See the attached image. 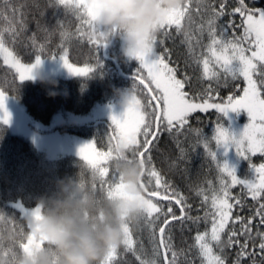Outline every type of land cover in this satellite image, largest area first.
Wrapping results in <instances>:
<instances>
[{
  "label": "trees",
  "instance_id": "1",
  "mask_svg": "<svg viewBox=\"0 0 264 264\" xmlns=\"http://www.w3.org/2000/svg\"><path fill=\"white\" fill-rule=\"evenodd\" d=\"M94 1L87 0L91 4ZM187 2L189 12L181 21L180 30L177 31L176 26L173 25L158 31L154 51L157 55L165 56L170 66L178 69L177 78L184 79L185 75L189 77L185 90L190 93H199L211 85L215 90L213 95L218 93L221 99L228 95L242 94L245 86L242 77L232 79L231 75L215 69L219 74L218 79L215 77L211 80L203 79V66L198 62V58L202 60L200 54L203 46L209 43L207 20L213 14V9L220 10L221 4L224 5L225 14L216 19L218 30L220 26H225L228 39L244 37L242 25L245 17L235 12V8L240 5V0H187ZM244 5L255 14L259 12L257 10H264V0H244ZM13 8L17 10L15 13L12 11ZM189 16H191L190 24ZM86 18V16L78 18L76 10L65 8L58 4L57 0H7V3L5 0H0V40L14 51V55L21 63H33L36 55H40L42 61H56L51 60L53 55L58 58L67 53L69 62L74 65L94 66V70L87 77L48 78L47 81L54 82L53 85V83L39 81L20 82L17 73L4 65L0 59V92H3L7 98L4 107L11 106L10 98H12L25 107L33 121L47 125L58 113L81 116L88 113L96 103L109 104L118 99L116 90L127 89L134 83L137 85V98L142 104H147L150 100L148 93L139 81L134 79L137 73L133 72V69L138 68L139 64L135 60H126L120 55L118 39H115L107 50V57L114 62L105 60L103 48L97 49L96 45L89 40L90 29L82 24V19ZM201 26L203 31H200ZM190 44L192 52L189 51ZM243 46L249 47L246 43ZM165 49L168 52H165ZM227 115L237 122L248 123L247 113L243 110L239 113L230 112ZM218 117L221 125L227 127L225 116H220L215 110H209L190 114L189 123L181 130L182 134L177 135L175 130L173 133L162 130L151 146V163H146V172L141 178L147 183L150 179L147 172L154 167L171 187L186 197L187 202L192 205L190 214L193 217L204 216L201 197L196 194L197 189L199 187L208 189L211 184L218 190L221 177L228 179L220 172L216 162L208 154V152L216 151L217 155V146L212 137ZM59 129L82 139L92 140L98 151L106 153L114 149L116 141L120 138L119 130L106 122L70 124ZM138 139L142 142L143 135H139ZM177 140L184 149L183 155L177 147ZM204 140L208 141V152L203 147ZM198 141L201 143L198 144ZM193 146H196L195 151ZM250 157L252 164L256 166L264 163V155L258 153ZM217 159L222 162L218 155ZM111 160L101 165V167L109 168L108 175L100 176L99 172H95L91 166L77 157L59 154L53 158H47L28 139L14 133L8 124H0V264H22L23 258L26 257L24 246L30 237V229L26 225L28 211L35 209L40 214V209L36 207L37 202L54 197L59 180L71 178L79 181V186L86 188L89 195L95 199L97 207L103 206L106 199L122 201L121 197L138 194L137 189L126 184L117 175L111 166ZM135 162L128 160L129 165ZM113 174L117 175V181L119 178L120 184L128 186L127 194L117 196L114 189H108L112 183ZM236 174L241 179L254 177L253 171L249 169L248 161L244 160H240ZM151 179L150 187L155 189V180ZM109 191H112V196H109ZM230 191L244 202L243 208L235 205L232 212L233 218L239 215L243 218V223L238 222L233 225L230 222L226 226L225 234H222L225 243L215 251L223 257L224 264H236L241 245L247 243L244 251L249 255L240 256V264H253V261L255 264H261L264 253H261L259 245L260 234L264 233V224L260 222L256 210L259 208V203H264V196L258 197V203L257 200L251 199L247 189L241 185L231 188ZM151 199L163 205L165 212L167 206L172 203L152 197ZM172 207L179 215V208L174 203ZM249 218L253 220L252 224L248 225L250 232L243 226L247 224ZM160 219L162 221L163 217L161 216ZM159 223L160 221L157 222ZM128 226L132 246L129 248L121 240L115 257L109 261V264H141L142 261L144 264H151L153 260L156 264H164L163 250H160L159 254L155 251V245L159 241L158 227L154 242L153 228L146 223L145 218H137L129 222ZM206 227L210 229V222L206 225L203 220L198 223L187 221L183 228L180 227L179 222H172L171 243L177 254L176 264H201L199 251L193 247L194 237L197 231L203 232ZM233 227L242 234L234 237L239 244L229 245L226 233ZM43 244L44 241L41 246ZM253 253H255L254 256ZM168 258L172 259L171 252L168 253Z\"/></svg>",
  "mask_w": 264,
  "mask_h": 264
},
{
  "label": "snow or ice",
  "instance_id": "2",
  "mask_svg": "<svg viewBox=\"0 0 264 264\" xmlns=\"http://www.w3.org/2000/svg\"><path fill=\"white\" fill-rule=\"evenodd\" d=\"M5 3H7V0H5ZM57 3L65 8L76 10L78 18L86 16V19H82V24L87 25L90 29V42L95 44L97 49L106 47L104 42L101 43L103 38L98 35L93 24L96 14L94 5L88 3L87 0H57ZM12 11L15 13L17 10L13 8ZM257 11H259L258 17L253 10H248L245 7L244 0H240V5L235 8V12L245 17L242 25L244 27V37L228 39L226 37L227 28L220 26L218 30L216 25V19L225 14L224 5L221 4L219 11L213 9V14L207 20L209 43L203 46V51L200 54L202 60L198 58V62L202 63L203 66V79L211 80L214 77L218 79L219 74L215 69H219L226 75H231L232 79L242 77L245 81L242 94L228 95L226 98L221 99L218 93L213 95L215 90L211 85L199 93H190L185 90L189 77L185 75L184 79L177 78L178 69L170 66L165 56L157 55L155 51L151 55L137 53L136 60L140 69L146 71L147 76L145 77L138 69L137 76L134 79H138L139 84L148 89L150 100L147 104H142L137 96H133L122 117H110L111 124L119 130L120 136L114 147L123 146L125 149H130L125 153V157L139 162L141 177H143L146 172V163H151V146L162 130L169 133H173V130H175L177 135L182 134L181 130L189 123L188 117L197 111L215 110L220 116L225 117L230 112L239 113L243 110L247 113L248 123L243 127L238 137L229 134L221 125L218 117L212 139L215 141L217 149H224V154L232 149L239 159L248 161L249 169L253 171L254 177L252 179L238 178L233 167H230L226 162L218 161L216 151L208 152V141H202L205 151L216 162L220 172L230 178L229 182L228 179H224L222 176L218 190L211 184H209L208 189L203 187L197 189L196 194L201 197V205L204 208L203 217H193L190 214L192 205L187 202L186 197L171 187L154 167L147 172L150 177L147 183L141 179L140 185L144 190V195L135 198V204L141 209L138 218H145L146 223L153 228L152 238L154 242L156 241V228L158 227L159 241L155 245V251L159 254V251L163 250L165 254L164 264H176L175 257L177 254L171 243L172 222H179L180 227L183 228L186 226L187 221L198 223L200 220H203L206 225L210 222V229L206 227L203 232L197 231L194 237L193 247L199 251L201 264H224L223 257L217 254L215 249L225 243L222 234H225L226 226L230 222L233 225L238 222L243 223V218L239 215L233 218L232 212L235 205L243 208L244 202L239 196H234L230 189L241 185L244 189H247L251 199L257 200L258 203V197L264 196V163H260L258 166L252 164L249 155L254 156L257 153L264 155V10ZM187 12H189V3L186 0L180 8L164 16L159 25V31L173 25L179 31L181 21L184 20ZM188 20L190 24L191 16L188 17ZM200 31H203V26H201ZM156 43L157 37L153 41L154 47ZM245 43L249 47H244ZM189 51H193L191 44L189 45ZM249 51L251 55L247 54ZM165 52H168V50L165 49ZM0 57L3 58L5 65L15 69L20 82L32 80L34 70L38 69L42 63L40 55L35 56L34 63H21L14 55V51L5 46L3 40H0ZM95 59L97 64V54ZM51 60H57L70 75L76 77H87L94 70V66H76L70 63L67 53L60 55L58 58L53 55ZM133 87L136 91L137 85L135 83ZM6 99L4 93L0 92V113H2L0 124L4 125H7L9 121L8 113L4 110ZM152 101H155V104ZM139 135L144 137L142 142L138 139ZM197 143L199 144L201 141ZM177 147L183 155L184 149L181 147L179 140H177ZM195 147L193 146V151H195ZM77 154L81 159L87 161L95 172H99L100 176L108 175L109 168L101 167V165L107 164L112 159L113 149H110L107 153L96 151L94 144L87 142L79 148ZM151 178L155 180V189L150 187ZM111 180L112 183L108 189H114L117 195H120L123 185L119 183V178L117 181V175L113 174ZM159 189H163V191H158ZM112 194V191H109V196H112ZM151 197L171 201L179 208V215L174 211L172 203L167 206L165 212L164 206L153 202ZM256 215L260 217V222L264 224V203H259ZM161 216L163 217L162 221ZM158 221H160L159 224H157ZM252 222V218H249L247 224L243 225L246 231H251L248 225H251ZM226 234L228 235L227 243L229 245L239 244V241L234 237L242 233L233 227ZM260 235L259 247L261 253H264V233ZM121 240L131 248L132 238L129 233L128 222L122 225ZM246 248L247 243L241 245V252L238 253L236 264H240V256L249 255L244 251ZM116 250L117 247L110 248L103 256L101 264H109V261L114 259ZM169 252L172 253L171 260L168 258ZM252 255L254 256L255 253ZM141 264H144V262L142 261ZM151 264H156V261H151ZM253 264H255V261H253ZM261 264H264V260L261 261Z\"/></svg>",
  "mask_w": 264,
  "mask_h": 264
},
{
  "label": "clouds",
  "instance_id": "3",
  "mask_svg": "<svg viewBox=\"0 0 264 264\" xmlns=\"http://www.w3.org/2000/svg\"><path fill=\"white\" fill-rule=\"evenodd\" d=\"M184 0H96L93 24L104 44L113 39L120 41V55L126 60H136L137 53L151 55L153 41L165 14L180 8ZM163 9V11H161ZM33 81L53 83L41 75L33 74ZM120 107L126 109L133 95V84L127 89L116 90ZM129 149L114 147L111 166L126 184L138 190L141 183L138 161L128 164L125 153ZM57 192L47 201L37 202L40 219L33 222L31 215L26 225L43 239L39 249L23 258L22 264H101L110 248L118 247L122 236V225L133 222L140 215L137 204L121 200L106 199L97 207L95 199L79 181L71 178L59 180Z\"/></svg>",
  "mask_w": 264,
  "mask_h": 264
},
{
  "label": "rangeland",
  "instance_id": "4",
  "mask_svg": "<svg viewBox=\"0 0 264 264\" xmlns=\"http://www.w3.org/2000/svg\"><path fill=\"white\" fill-rule=\"evenodd\" d=\"M95 2L96 0L94 1V3ZM255 15L258 17L259 12L256 13ZM248 55H251L250 51ZM0 59L3 61L2 57H0ZM135 61L138 63L137 60ZM11 69L15 71L14 68ZM138 69H140V66L138 68H134L133 72L137 73ZM35 71H39L41 75H43L47 79L54 77H60V78L76 77L70 75L67 72V70L62 67L61 63H59L57 60L42 61L39 68L34 70V72ZM140 73H142L145 77L147 76L146 71L143 69H140ZM17 76L19 79L18 73ZM26 81H33V80H26ZM10 99L12 101L11 106L4 107V110L7 111L9 116L8 125L10 126V129L14 133L28 139L34 145V147L38 151L43 153L44 156H46L47 158H53L59 154H68L81 159L77 154L79 148L87 142H91L94 144L92 140L82 139L73 134L63 132L59 129L60 127L70 124L84 125V124H90L96 122L111 123L110 117L112 116L122 117L123 112L126 110L120 107L119 98H118L109 104L96 103L88 113L81 116L58 113L53 117L52 121L49 124L45 125L33 121L28 116L26 109L22 104H19L15 100H12V98ZM0 115H2V113H0ZM225 118L227 120V127L224 128L228 131L229 134L238 137L242 132L243 127L246 124L237 122L229 115H227ZM96 151L98 150L96 149ZM217 155L222 159V162H226L230 167H233L235 171L237 170L238 164L241 159H239L235 155L234 150L229 149L227 154H224V149L219 148L217 149ZM89 156L90 158H92L91 154H89ZM83 161L88 164L87 161L85 160ZM228 179L230 180V178ZM128 191H129L128 186H123L122 189L120 190V195L117 196H123L127 194ZM137 197H140V195L139 194L129 195L126 198L123 197L122 201L128 204H135V198ZM28 212L29 215H31L33 222L39 221L40 214L38 213L37 210L33 209ZM42 241H43L42 238H40L36 233L30 230V237L28 239V242L24 246L26 256H31L32 250L38 249L41 246Z\"/></svg>",
  "mask_w": 264,
  "mask_h": 264
},
{
  "label": "water",
  "instance_id": "5",
  "mask_svg": "<svg viewBox=\"0 0 264 264\" xmlns=\"http://www.w3.org/2000/svg\"><path fill=\"white\" fill-rule=\"evenodd\" d=\"M114 40H115V39H113V40L111 41V43H110L108 46L104 47V50H103V57H104V59H107V57H106L107 49H108V47L114 42ZM116 67H117V66H116ZM142 86L144 87V85H142ZM144 88H145V87H144ZM145 90L148 92V89H147V88H145ZM139 189L142 190V191H144L140 184H139ZM152 198H154V199H156V200H159L157 197H152ZM159 201H167V200H159Z\"/></svg>",
  "mask_w": 264,
  "mask_h": 264
},
{
  "label": "bare ground",
  "instance_id": "6",
  "mask_svg": "<svg viewBox=\"0 0 264 264\" xmlns=\"http://www.w3.org/2000/svg\"><path fill=\"white\" fill-rule=\"evenodd\" d=\"M139 186V185H138Z\"/></svg>",
  "mask_w": 264,
  "mask_h": 264
}]
</instances>
